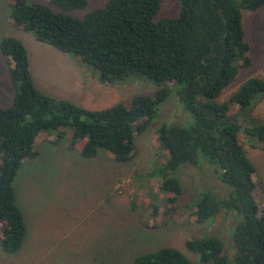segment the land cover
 <instances>
[{
  "label": "trees",
  "instance_id": "obj_1",
  "mask_svg": "<svg viewBox=\"0 0 264 264\" xmlns=\"http://www.w3.org/2000/svg\"><path fill=\"white\" fill-rule=\"evenodd\" d=\"M161 1L106 0L75 19L67 13L83 9L87 0H49L57 12L12 0L14 28L76 56L101 84L135 76L150 80L155 91L98 111L55 101L34 87L22 44L10 37L0 40V53L11 64L7 77L13 92L10 105L0 108L2 252H16L25 234L12 183L24 162L36 157L41 133L54 132L57 139L70 131L71 147L78 143L81 157L104 151L114 162L128 163L135 157V137L173 95L176 107L155 134L167 155L152 175L165 196L163 216H170L183 192L173 174L183 165L193 168L208 188L199 192L189 216L195 224H209L202 237L186 239L184 249L196 256L197 264H264V209L252 198L256 170L238 142L243 134L264 151V125L238 121L239 113L264 97V79L249 78L226 101L219 100L238 70L251 65L240 10L256 11L264 0H169L179 3L177 16L155 20ZM230 106L236 114H230ZM149 209L154 216L157 206ZM131 264L194 263L181 251L162 247L136 256Z\"/></svg>",
  "mask_w": 264,
  "mask_h": 264
},
{
  "label": "rangeland",
  "instance_id": "obj_2",
  "mask_svg": "<svg viewBox=\"0 0 264 264\" xmlns=\"http://www.w3.org/2000/svg\"><path fill=\"white\" fill-rule=\"evenodd\" d=\"M105 1L87 0L83 9L67 15L81 19ZM26 2L58 11L49 0ZM11 5L12 0H0V40L10 37L22 44L33 85L42 94L86 111H98L154 93L155 86L142 77L101 84L97 73L76 56L56 51L36 41L30 32L14 28L9 18ZM179 8L176 1L162 0L154 19L174 18ZM240 23L251 65L238 70L220 101H226L247 79H264V6L253 12L240 10ZM10 65L0 53V108L11 103ZM174 101L170 95L146 130L135 137V157L128 163L114 162L104 151L93 158L81 157L78 143L71 147L70 131L57 139L54 132L41 133L35 144L36 157L24 162L12 183L25 234L16 252L0 249V264H131L136 256L162 247H173L197 264L196 256L188 253L183 243L198 238L208 227V221L195 224L189 216L199 192L208 188L206 179H200L193 168L180 166L173 176L183 192L175 210L163 216L165 196L158 191L159 180L152 176L167 160L155 134L164 116L176 107ZM229 112L236 114V107L230 106ZM251 120L264 125V97L256 107L239 113L243 125ZM238 142L256 170L252 198L264 209V151L257 140L243 134ZM155 205L157 211L152 216L149 207Z\"/></svg>",
  "mask_w": 264,
  "mask_h": 264
},
{
  "label": "crops",
  "instance_id": "obj_3",
  "mask_svg": "<svg viewBox=\"0 0 264 264\" xmlns=\"http://www.w3.org/2000/svg\"><path fill=\"white\" fill-rule=\"evenodd\" d=\"M31 78H32V82H33V84H34V79H33V76H31ZM10 84V83H9ZM11 87V86H10ZM12 94H13V92H12ZM12 98V97H11Z\"/></svg>",
  "mask_w": 264,
  "mask_h": 264
}]
</instances>
